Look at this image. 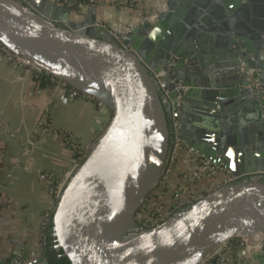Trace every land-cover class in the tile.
Here are the masks:
<instances>
[{"label": "water", "instance_id": "95a60500", "mask_svg": "<svg viewBox=\"0 0 264 264\" xmlns=\"http://www.w3.org/2000/svg\"><path fill=\"white\" fill-rule=\"evenodd\" d=\"M163 4L113 36L92 2L0 0L1 44L111 110L53 209L55 248L72 264L219 262L222 242L245 248L239 236L264 234L263 98L247 80L255 70L264 84V0ZM172 55L188 61L171 64ZM151 70L164 72L159 83ZM178 81L179 139L227 178L255 176L144 229L135 218L168 165L165 102L176 107ZM37 261L48 264L42 254Z\"/></svg>", "mask_w": 264, "mask_h": 264}, {"label": "crops", "instance_id": "0c3cea01", "mask_svg": "<svg viewBox=\"0 0 264 264\" xmlns=\"http://www.w3.org/2000/svg\"><path fill=\"white\" fill-rule=\"evenodd\" d=\"M82 1L97 5L96 16L113 36L165 6L164 0ZM80 10V14L85 12L83 7ZM110 117L111 110L94 99L34 81L31 73L14 67L0 51V260L6 264H43L37 259L43 255L44 215L55 207L51 188L74 159L59 133L89 148ZM196 169L200 168L188 153L179 151L172 170L164 173L150 194L152 211L168 210L174 203L172 192L181 191L184 199L190 198L226 177L224 171L214 170L211 176L195 178L192 172ZM45 175L53 179L51 184ZM227 264L263 261L258 250L238 246Z\"/></svg>", "mask_w": 264, "mask_h": 264}, {"label": "built area", "instance_id": "2783aa9c", "mask_svg": "<svg viewBox=\"0 0 264 264\" xmlns=\"http://www.w3.org/2000/svg\"><path fill=\"white\" fill-rule=\"evenodd\" d=\"M131 27H132V25H129L128 27H126L125 32L129 31L131 29ZM0 51H1V53H3V55L7 59H9V61L12 63V65L14 67L24 69L25 71H28L29 73H31L34 81L46 82V83L52 85L56 89L63 90V91H66V90L71 91V92L79 94L81 96H85V97L94 99L99 106L106 107L101 101L72 88L63 79L52 75L51 73L47 72L46 70H43L42 68H40L39 66H37L33 62L27 60L26 58L17 55L16 53L12 52L9 48H7L6 46H4L1 43H0ZM178 60H182L184 63H186L188 61V59L181 58L180 56H174V55L171 56V64H174ZM239 71H240V73L245 72V69L243 68L242 65L240 66ZM151 73H152V76L156 80L157 83H159L160 79L164 75L163 71L151 70ZM247 80L250 82L251 87L254 88L257 93L262 94L263 103H262L261 107L264 110V84L260 83V81L258 79V72L255 70L250 71L249 75L247 77ZM175 90L177 91V97L174 100L176 107H173L172 101L168 100L167 102H165V105L167 108V118L169 121V128H170V133H171L170 134L171 135V148H170V153H169L168 165H167V168L165 170V173L168 172L169 170H172L173 165L175 163V160L178 156V153H179V151H182V150L185 151L186 153H188L192 163H194L198 168L202 169V170H200V169L194 170L192 172L193 177L201 178L204 176H211V173L214 170L223 171V169H221L219 167H215L214 165H211L209 163V161L203 157L202 154H200L199 152H197L195 150H192L191 148L186 146L179 139L178 135H179L180 127H179V122H178V119L176 117V114L180 111L179 104L182 101L183 93L186 90V87L183 86L181 81H178L175 84ZM41 124H42V121H41V123H39V126ZM59 135H61L63 137L65 145L68 148H70L72 150V152L74 153V159L67 166V169L65 170L62 179L60 181H56L54 183L53 187L51 188V194H52V197L54 198L55 202L57 201V199L59 197V194H60V191H61V188L63 186L65 179L79 165V163L86 156L87 151H88V148L82 147V146L78 145L77 143H75L73 141V139L71 138V136L67 135L66 133H59ZM253 175L255 176V174H253ZM253 175L232 177V178L225 177L224 179L219 180L215 184H212L203 193L193 195L190 198H186V199H184L181 196V191L172 192L171 197H172L174 203L168 210H166L164 212L151 211V215L147 218H144L142 216V213H138L136 215V218H135L136 224L139 227L144 228V229L151 228V227L157 225L158 223H160L161 221H163L164 219H166L167 217H169L170 215H172L173 213L177 212L178 210L187 207L188 205H190L191 203H193L194 201L199 199L206 192H208V191H210V190H212V189H214L220 185H223L225 183L235 181V180H238V179H241L244 177H248V176L251 177ZM256 175L262 176L261 174H256ZM41 177H44V175H42ZM46 178L49 181V183L51 184L53 179L50 176H46ZM49 215H50V213H46L44 215V219L42 222V230H43L47 220L49 219ZM238 241L244 243L245 248L248 250H254V249L258 250L261 253L262 261L264 264V234L263 233L255 234V235L251 236L250 238H248L244 235H241V236H239ZM238 246H241V245L238 244V245L233 246V245L229 244L228 241L222 242L220 249L223 251V254H222L223 258L218 259L219 262H217V263L218 264H227L230 261V259L235 255V249ZM213 263H214V260H212L211 258H208L205 261H203L201 264H213ZM10 264H18V263H10Z\"/></svg>", "mask_w": 264, "mask_h": 264}, {"label": "trees", "instance_id": "16d2710c", "mask_svg": "<svg viewBox=\"0 0 264 264\" xmlns=\"http://www.w3.org/2000/svg\"><path fill=\"white\" fill-rule=\"evenodd\" d=\"M149 197L147 199V205L142 213L144 218L149 217L151 215V211L154 209V207L150 208L149 206L150 202H152ZM52 214L53 211L50 212L49 219L47 220L42 231L41 247L43 255L48 264H72L69 258L63 254V250L61 248L58 250L55 248L56 240L52 234Z\"/></svg>", "mask_w": 264, "mask_h": 264}, {"label": "rangeland", "instance_id": "374dc122", "mask_svg": "<svg viewBox=\"0 0 264 264\" xmlns=\"http://www.w3.org/2000/svg\"><path fill=\"white\" fill-rule=\"evenodd\" d=\"M156 188H158V186Z\"/></svg>", "mask_w": 264, "mask_h": 264}]
</instances>
